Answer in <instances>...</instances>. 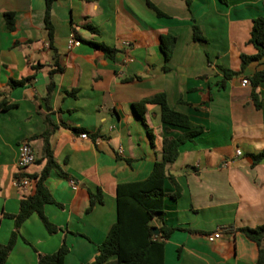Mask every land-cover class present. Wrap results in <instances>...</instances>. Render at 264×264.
Wrapping results in <instances>:
<instances>
[{
	"label": "crops",
	"instance_id": "1",
	"mask_svg": "<svg viewBox=\"0 0 264 264\" xmlns=\"http://www.w3.org/2000/svg\"><path fill=\"white\" fill-rule=\"evenodd\" d=\"M44 12L45 0H0V91L16 105L0 112V243L13 230L7 215L34 192L32 179L25 189L14 184L18 144L27 141L35 158L25 176H39L45 164L41 140L29 141L45 130L42 113L59 125L50 147L66 173L51 170L44 180L57 204L43 211L59 230L47 233L31 214L5 264H35L39 253H53L63 242V264L93 260L116 219V185L145 179L162 139L187 131L165 125L159 105L145 106L144 122L134 112V103L161 92L169 107L202 128L166 167L174 181L163 183L164 222L174 231L164 244V264H255L257 245L237 229L264 224V160L253 164L249 156L264 147V82L254 89L256 108L249 81L264 69V57L241 69V55L256 52L248 39L252 19L264 16V0H191L189 8L184 0H54L50 34ZM193 21L205 41L193 40ZM163 34L175 38L168 60L160 49ZM71 38L79 43L69 46ZM89 42L116 52L107 58ZM222 69L238 74L224 79ZM49 72L54 87L47 111ZM30 75L24 85H7ZM84 132L86 139L79 137ZM98 190L102 202L88 211L89 193Z\"/></svg>",
	"mask_w": 264,
	"mask_h": 264
},
{
	"label": "trees",
	"instance_id": "2",
	"mask_svg": "<svg viewBox=\"0 0 264 264\" xmlns=\"http://www.w3.org/2000/svg\"><path fill=\"white\" fill-rule=\"evenodd\" d=\"M54 0H45L44 24L48 34L52 32L50 22V7ZM186 5L190 6L191 0H184ZM220 3L227 5L229 0H218ZM147 5L153 9L157 15H162L152 3L147 1ZM5 22L9 30L14 28L13 13H4ZM250 37L248 42L253 45L256 52L254 55H241V69L250 61L258 60L264 57V16H258L252 19ZM83 27L91 33H97L95 27L90 23H83ZM193 40L205 41L199 26L192 24ZM77 39H79L77 37ZM80 40V39H79ZM175 38L169 34L160 36V49L164 55V59L168 60L171 56ZM96 50L101 51L107 58H112L116 50L102 43L89 42ZM39 65L32 66L33 70H37ZM59 69L57 68L56 71ZM224 79L237 75L238 72L229 69H222ZM32 78V75L21 78L19 80L8 79L9 88L24 85ZM49 82L47 84L46 96L43 98L47 111H50L49 99L54 87L52 80V72H49ZM224 79L220 85L224 86ZM249 81L253 87L251 98L256 108L260 106L258 95L254 89L256 86L264 82V69L257 70ZM148 104H156L160 107V119L167 126L185 128L187 131L176 137H164L161 144L160 157L154 162L149 175L139 181L119 183L116 185V219L109 228L104 240L97 246V254L93 260L86 264H164V244L174 231L173 227H169L164 222V180L169 177L172 181L174 178L167 173L166 167L172 163L178 156L179 147L186 141L201 132L202 128L190 121L187 115L169 107L165 94L156 93L150 97L142 99L138 103L132 105L134 112L144 122V110ZM6 97L5 93L0 91V112L15 107ZM45 123V130L31 137L29 141L40 139L42 142V156L45 164L39 176H29L28 179L34 181V192L31 195H23L19 200L18 211L14 215H7L13 219L14 226L6 243H0V264H5L17 237L19 228L22 223L33 213H35L41 221L43 227L49 234L56 233L57 228L44 214L43 208L45 204H57L52 195L44 185V180L51 170H54L59 176L65 177L64 173L53 159L50 138L58 129L59 125L55 124L49 113H42ZM81 131L82 129H75ZM149 137L152 139L148 130ZM93 137V136H92ZM253 164H257L264 160V147L257 153L249 155ZM102 202L100 190L95 194L89 193V206L87 210H91L93 205ZM157 229V233L154 232ZM237 231L242 233L247 239L257 245V257L255 264H264V224L256 227H241ZM68 252L67 245L63 242L59 248L50 254H38L35 264H63L65 255Z\"/></svg>",
	"mask_w": 264,
	"mask_h": 264
},
{
	"label": "built area",
	"instance_id": "3",
	"mask_svg": "<svg viewBox=\"0 0 264 264\" xmlns=\"http://www.w3.org/2000/svg\"><path fill=\"white\" fill-rule=\"evenodd\" d=\"M79 43L76 39L71 38L69 40V46H72L74 44ZM242 83L246 84L247 83V79H243ZM80 138L86 139L88 138L87 133H80L79 134ZM236 154L240 155L241 152L240 150H236ZM35 158H34V154L33 151L29 145V143L27 141H22L18 144V157H17V162H16V174L14 177V184L17 185L20 188H27L29 187V185H31L32 180L28 179L25 175H24V170L26 167H28L29 165L33 164ZM218 237V233H214L213 235L210 236V238H217Z\"/></svg>",
	"mask_w": 264,
	"mask_h": 264
},
{
	"label": "water",
	"instance_id": "4",
	"mask_svg": "<svg viewBox=\"0 0 264 264\" xmlns=\"http://www.w3.org/2000/svg\"><path fill=\"white\" fill-rule=\"evenodd\" d=\"M154 232L157 233V229H154Z\"/></svg>",
	"mask_w": 264,
	"mask_h": 264
}]
</instances>
